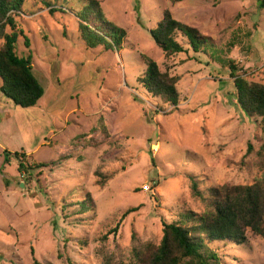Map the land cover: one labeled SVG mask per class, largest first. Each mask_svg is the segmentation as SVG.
I'll return each instance as SVG.
<instances>
[{
	"label": "rangeland",
	"instance_id": "rangeland-1",
	"mask_svg": "<svg viewBox=\"0 0 264 264\" xmlns=\"http://www.w3.org/2000/svg\"><path fill=\"white\" fill-rule=\"evenodd\" d=\"M28 1L15 48L31 55L44 93L22 108L0 92V264H133L134 248L159 243L162 222L211 210L212 188L264 172L262 131L235 104L222 66L231 59L264 82V0H98L125 30L117 50L83 44L77 0L53 12ZM164 9L212 38L206 53L164 55L148 32ZM144 57L179 77L176 107L139 85ZM13 152L44 166L19 172ZM245 233V244L219 252L222 264H264V238Z\"/></svg>",
	"mask_w": 264,
	"mask_h": 264
},
{
	"label": "trees",
	"instance_id": "trees-1",
	"mask_svg": "<svg viewBox=\"0 0 264 264\" xmlns=\"http://www.w3.org/2000/svg\"><path fill=\"white\" fill-rule=\"evenodd\" d=\"M39 1L47 5L49 12L60 10L56 6L63 7L65 2ZM77 1L79 4L76 6L80 7L73 12L78 20L77 31L83 44L90 48L104 45L105 48L119 49L126 34L125 30L105 17L98 0ZM26 3L29 5L28 0H0V92L22 108L34 106L44 93L42 83L33 71L31 55L20 56L15 48L18 33H21L17 17L27 12ZM148 32L165 56L185 53L188 49L196 53H206L205 46L212 40L197 28L173 18L168 9L163 10L161 19ZM181 40H184L183 43ZM24 44L29 46L27 39ZM144 64L145 69L137 78L139 85L151 96L176 107L179 100L176 88L179 77L161 71L151 58L144 57ZM222 66L229 70L232 78L235 104L253 118L262 131L258 154L259 158L264 159V82L247 79L238 72V66L231 59H223ZM250 150L251 146L248 145L246 152ZM3 152L6 157L10 154L6 148ZM13 155L18 159L19 172L44 166L39 162L25 165L23 159L26 154L23 152H13ZM191 191L194 196L201 197L197 182L193 178ZM86 197L87 199L82 200L83 203L90 202L89 193ZM209 200H214L210 202L211 210L202 213L185 211V215L176 221L162 222L159 243L147 242L134 248L133 264H222L219 252L245 244L246 229L264 238V172L251 184L212 188ZM135 210L137 207L123 212L109 234L117 233L125 216ZM31 264L52 263L33 257Z\"/></svg>",
	"mask_w": 264,
	"mask_h": 264
},
{
	"label": "built area",
	"instance_id": "built-area-1",
	"mask_svg": "<svg viewBox=\"0 0 264 264\" xmlns=\"http://www.w3.org/2000/svg\"><path fill=\"white\" fill-rule=\"evenodd\" d=\"M155 149H156V147H155ZM143 189H144V190H149L147 186H146V187H143Z\"/></svg>",
	"mask_w": 264,
	"mask_h": 264
}]
</instances>
